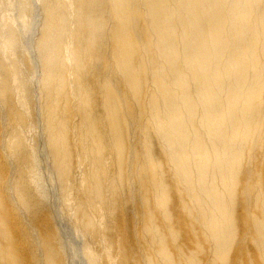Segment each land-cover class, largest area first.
I'll list each match as a JSON object with an SVG mask.
<instances>
[{
    "label": "bare ground",
    "instance_id": "1",
    "mask_svg": "<svg viewBox=\"0 0 264 264\" xmlns=\"http://www.w3.org/2000/svg\"><path fill=\"white\" fill-rule=\"evenodd\" d=\"M36 131L85 264H240L250 235L264 258V0H0V264L68 261ZM126 197L132 247L110 229Z\"/></svg>",
    "mask_w": 264,
    "mask_h": 264
},
{
    "label": "rangeland",
    "instance_id": "2",
    "mask_svg": "<svg viewBox=\"0 0 264 264\" xmlns=\"http://www.w3.org/2000/svg\"><path fill=\"white\" fill-rule=\"evenodd\" d=\"M38 11L39 10L36 9V11L34 12V16L31 18V26H30V29L28 31L29 33L28 32L25 33L23 35V39H22L23 40V44H24L23 46L25 47L26 50H28L27 51L28 52L27 56L29 55L28 56L29 57L28 60L29 59H30V61L32 60L31 62L29 61L30 63H32V65H35L37 63L36 62L37 60H35L36 59L35 58L36 57V53L33 51V50H35L33 47H34V43H35V41H36V39L38 37L40 24H41V14ZM32 52H33V54H32ZM37 124H38V127H39V122ZM32 139L34 140V143L39 145L38 146V150H39L38 152H39V156H40V161L42 163L41 164V169H42L41 170V174L43 176L42 175L41 176H42L43 182H44L43 183L44 184V191H46L45 197L48 200V208H50V211L52 210L51 212L54 214L53 216H54V223L56 225V231L58 230L57 232L60 233V237L62 238L61 240H62L63 248L65 249V256L68 259L67 264H85L84 261H83V258L81 256V247H82L81 239L78 237V235L76 233H74V230L71 227V224H69V222L67 221V216H66L65 212L63 211V209L61 208V207H63V204L60 202L61 200H60L59 194H58L59 191L57 190L58 187H57V185L55 183H53V179H52V177H50L51 175L49 174L50 173V169H48L49 167H48V161H47V156H46L47 155V151H46V149L43 146L44 145L43 144L44 142L42 141L43 137L41 136V134H39L38 131H36L35 134H33V137L31 138V141H32ZM153 143H154V145H156V146H153V152H154L155 157L158 158V161L160 160L159 163L162 164V166L166 167V165H165L166 162L162 158V156H161V154L159 152L160 149H159L157 143L155 141H153ZM248 160H249V158H246L245 161L248 162ZM263 165L264 164L257 165L258 171L260 172V170H262L261 173H264V166ZM167 180L170 181V178H168ZM240 192L241 191H239V193ZM171 193L172 194H170V196H169L170 199L168 198V200H169L168 208H170V210L172 211V216H173V218H172V226H173V228H175L174 230H176V231L179 230L178 231L179 234H178V237H177L179 241L177 240L178 242H175V244L173 246V248H175V247H181L182 245L186 246V244L188 243L189 236H188L187 228L189 227V222L188 221L185 222V218L182 220V218H181L182 215H180L181 213H179L180 211H179V209L177 207L178 203H177L176 193L175 192H171ZM239 198L240 197H238L239 201H237L239 203H236V206L234 207V210H235L234 211V217H235V222H237L236 224H237V227H238L237 228L238 229L237 235H240L238 237H239V239H241L242 235L244 234V233H242V231H244V229L247 228V226H249V225L246 224V223H248L247 221L243 224V222L247 218L248 213L245 212V210L243 209L244 207L241 208L242 206L245 205V203L243 205L241 203L242 200L239 199ZM120 204L116 208H114V211H112L113 212L112 213L113 222H110L111 223L110 225L114 226V224H115V227L113 228L111 226L110 229L114 230V232H113L114 234L112 233V235H114V241H116V239H117L118 241L119 240L122 241L121 243H123V245H126L127 247H132L135 239L136 240H140V239L142 240L143 239V236H141L143 234H141V232H140V230H142L141 229L142 225L137 221V218H140L138 213H139V208H140L141 205L138 203V201L136 199L131 200V199H129V197H126V199H124V202H122ZM60 209H62V210H60ZM241 210H243L245 212L244 214H246L245 215V219H244V216H243L244 214H242ZM254 211H256V214H257V210H254ZM241 214H242L243 218L241 217ZM115 215H117V217H115ZM156 220H157V218H156ZM192 221H194L192 223V225L194 226L195 220L193 219ZM158 224H159V221H158ZM245 225H246V227H245ZM139 226H141V227H139ZM239 232L241 234H239ZM117 235H118V237H117ZM121 236H123V237H121ZM238 237H236V238H238ZM122 239H124V240H122ZM239 239L237 240V242L239 241ZM248 242H247L248 245H247L246 248H247V253H249V254L245 256L247 259L244 257V259L242 260L243 262H241V263H244V261H245L244 264H246V262L247 263H249V262L251 263L252 262V264H253L254 262L258 261L257 263L264 264V261H263L264 258L260 254V251H256L258 249L256 248V242L257 241H256L255 236L254 235L253 236L250 235L249 239H248ZM181 243H183V244H181ZM206 244L203 243L202 245L206 246ZM253 244H255V245H253ZM253 246H255L256 249ZM235 251H236L235 249L231 251V253L229 254V258L227 259L228 261H227L226 264H232L233 263V260L235 258V254H234ZM254 253H256V254H254ZM197 254H198V252H197ZM259 254H260V256H259ZM253 255H255V257ZM256 255H257V258H256ZM251 256H253V257H251ZM251 258L252 259L255 258V259L252 260ZM260 258L263 259L262 260L263 263H260L261 262ZM203 263L205 264L206 262L204 261ZM217 263H219V262H216V264ZM219 264H221V262Z\"/></svg>",
    "mask_w": 264,
    "mask_h": 264
}]
</instances>
